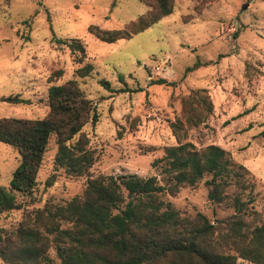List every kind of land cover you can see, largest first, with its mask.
<instances>
[{
	"label": "rangeland",
	"instance_id": "obj_1",
	"mask_svg": "<svg viewBox=\"0 0 264 264\" xmlns=\"http://www.w3.org/2000/svg\"><path fill=\"white\" fill-rule=\"evenodd\" d=\"M146 8L142 0H0V116L43 117L48 86L70 78L99 112L82 127L95 154L87 173L58 167L53 183L45 184L57 148L51 135L29 203L68 199L99 173L160 177L152 159L164 145L188 140L196 147L216 143L243 163L256 181L255 208L264 213V0H175L171 13L111 42L88 30L90 23L122 27ZM58 37L80 38L83 59ZM86 62L93 69L78 75ZM195 62L201 64L186 70ZM157 77L175 82H150ZM195 87H206L212 110L199 125L189 128L182 120L177 136L170 124L184 119L180 96ZM14 93L29 101L2 99ZM18 162V151L0 140V185L9 183ZM165 198L183 213L200 210L210 219L233 211L208 199L204 179ZM21 214V208L0 213V226L14 227ZM238 264L257 263L239 257Z\"/></svg>",
	"mask_w": 264,
	"mask_h": 264
},
{
	"label": "trees",
	"instance_id": "obj_2",
	"mask_svg": "<svg viewBox=\"0 0 264 264\" xmlns=\"http://www.w3.org/2000/svg\"><path fill=\"white\" fill-rule=\"evenodd\" d=\"M147 8L122 27L95 23L88 30L103 41L129 38L172 12L175 0H142ZM86 54L78 37L56 39ZM201 62H195L186 70ZM93 69L91 62L76 68L80 76ZM110 87L109 80L100 79ZM151 83H174L165 77ZM4 100L27 102L19 93ZM184 119L170 124L177 136L182 120L190 128L203 123L213 104L206 87L191 88L180 96ZM48 112L40 118L0 116V140L19 153V162L7 185H0V213L22 209L14 227L0 226V257L4 264H238V258L264 264V213L255 208V179L248 168L233 161L228 150L216 143L196 147L191 141L163 146L152 159L157 174L99 173L89 176L82 190L65 200L34 197L38 170L51 135L57 145L54 170L87 173L95 159L82 131L99 112L76 78L51 83L47 88ZM264 134V129L261 131ZM78 136L74 139V136ZM204 179L208 199L233 208L210 219L204 212L183 213L165 198L182 185ZM18 194L26 199H19Z\"/></svg>",
	"mask_w": 264,
	"mask_h": 264
},
{
	"label": "built area",
	"instance_id": "obj_3",
	"mask_svg": "<svg viewBox=\"0 0 264 264\" xmlns=\"http://www.w3.org/2000/svg\"><path fill=\"white\" fill-rule=\"evenodd\" d=\"M159 67L158 66H156V69H158Z\"/></svg>",
	"mask_w": 264,
	"mask_h": 264
}]
</instances>
